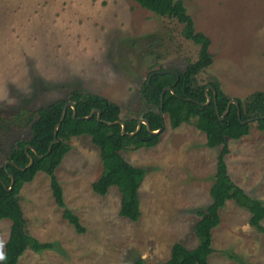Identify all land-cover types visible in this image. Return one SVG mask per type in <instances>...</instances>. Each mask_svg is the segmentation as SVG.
I'll return each mask as SVG.
<instances>
[{
  "label": "rangeland",
  "instance_id": "374dc122",
  "mask_svg": "<svg viewBox=\"0 0 264 264\" xmlns=\"http://www.w3.org/2000/svg\"><path fill=\"white\" fill-rule=\"evenodd\" d=\"M183 2L195 30L210 38L212 61L197 82L217 80L232 98L264 91V0ZM183 26L135 0H0V162L16 139L30 135L22 119L9 122L12 115L66 98L75 87L118 103L122 119L142 117L147 105L139 87L147 73L184 69L198 57L200 44L182 33ZM163 117L156 144L121 150L146 167L140 216L119 213L116 185L104 194L92 189L102 169L99 148L88 134L72 136L55 173L85 229L76 231L62 216L49 175L37 171L18 200L26 231L54 246L28 248L17 264H132L137 255L152 264L166 259L175 241L197 243V209L211 200L219 146L205 144L193 119L172 127ZM227 145L232 179L264 200V129L252 122L248 134L227 138ZM219 212L209 264H264V230L248 222L249 211L228 199ZM10 223L0 219V254Z\"/></svg>",
  "mask_w": 264,
  "mask_h": 264
},
{
  "label": "trees",
  "instance_id": "16d2710c",
  "mask_svg": "<svg viewBox=\"0 0 264 264\" xmlns=\"http://www.w3.org/2000/svg\"><path fill=\"white\" fill-rule=\"evenodd\" d=\"M135 1L159 15L175 17L181 21L184 24L182 33L200 44L198 57L189 61L184 69H176V72H162L165 68L153 69L141 82L139 90L147 105L142 117L149 120L151 129L160 128L157 132L150 131L146 124L141 122L140 128L133 135L121 133L120 123L106 122L121 118L119 104L104 95L83 91L78 87L73 88L66 98H57L40 105L35 110L21 109L20 112L12 115L9 122L15 123L22 119L24 124L29 126L30 135L28 138L16 139L0 162V219L7 217L11 220L0 264H17L20 255L28 248L40 251L54 246L52 241L40 240L26 231V219L18 200L22 185L30 181L39 170L49 175V185L56 203L62 207V216L74 226L76 231H84L85 227L79 216L66 205L62 186L55 173V168L70 148L68 140L72 136L88 134L91 141L99 148L102 169L98 177L91 182L92 189L104 194L110 185H116L120 191L119 213L136 220L141 214L138 189L146 167L128 161L121 150L156 144L164 125L162 111L167 114L172 127L193 119L194 125L205 134V144L209 147L219 146V151L216 155L214 180L210 185L211 200L204 208L197 209L199 218L194 224L197 243L189 247L180 241H175L169 256L152 264H209L208 256L213 250L211 230L220 222L219 210L228 199L246 208L249 211L248 222L258 230H264L262 224L264 200L251 195L232 179L225 158L229 150L227 138H239L248 134L252 122L259 129H264V91L256 90L243 99L235 97L238 103L231 102L229 110L220 119L215 112V103L222 113L231 97L221 89L217 80H210L209 83H198L196 80V74L212 61L209 36L200 30H195L193 18L187 12L183 0ZM152 71L154 72L151 74ZM208 84L214 86L215 96L213 88L208 87L211 100L209 103L201 104V101L206 100L205 87ZM166 85L174 88V92L170 88L164 91L161 107L160 93ZM66 101L74 102L76 117L72 115L73 108L68 105L57 130V140L47 153L48 145L54 137V126ZM94 107L100 109L101 119L96 118V112L90 117H82ZM123 120L127 131L136 128L137 117H127ZM26 144L34 146L42 156L36 155L30 145L27 146L26 151ZM27 152L33 155V163L29 166H25L29 160ZM5 160H7L6 165H4ZM23 166L25 168H21ZM11 175L14 181L11 188H8ZM132 264L148 263L141 255H137Z\"/></svg>",
  "mask_w": 264,
  "mask_h": 264
},
{
  "label": "water",
  "instance_id": "95a60500",
  "mask_svg": "<svg viewBox=\"0 0 264 264\" xmlns=\"http://www.w3.org/2000/svg\"><path fill=\"white\" fill-rule=\"evenodd\" d=\"M164 71H174V72H176V71L173 70V69H163L162 72H164ZM153 72H154V71H152L151 74H152ZM208 87L213 88L214 96H215L216 91H215V89H214V86H213L212 84L207 85V86L205 87L206 100H205V101H201V104L209 103L210 100H211V96L209 95V93H208V91H207V88H208ZM168 88H170V89L174 92V88H172L170 85H166V86L163 87V89H162V91H161V93H160V106H161V107H162V105H163V94H164V91H165L166 89H168ZM187 98H189V97H187ZM231 102H235L236 104L238 103V101H237L236 98H234V97L232 98V97H231V98L229 99V101H228V103H227V105H226V107H225V109L223 110L222 113L219 112L218 106H217L216 103H215V112H216V114L218 115V117H219L220 119H222V118L224 117L225 113L229 110V106H230V103H231ZM68 105H70V106L73 108L72 115H73L74 117H76V107H75L74 102L66 101V102L63 104V106H62L61 113H60V117H59L58 121L56 122V124H55V126H54V137H53V139L50 141V143H49V145H48V149H47V151H46L47 153L50 151L52 144L57 140V136H56V134H57V130H58V127H59V125H60V123H61V121H62L64 115H65L66 108H67ZM94 112H96V118H97V119H101V118H100V109L97 108V107L92 108L88 114H85V115H83L82 117H90V116H92V115L94 114ZM163 115H164V113H163V111H162V112H161V116H163ZM238 116L240 117L239 109H238ZM251 119H252V118H251ZM106 122L109 123V124H112V123H115V122L120 123V124H121V133H123V134H124V133H128V134H130V135H133V134H134V133L140 128V126H141V122H144V123L146 124L147 129H149V130L152 131V132H157V131H159V129H160V128H157V129H151V128H150V124H149V120H148L146 117H140V118H138L136 128H135L134 130H131V131H127V130H126V123H125V121H124L123 119H121V118H119V119H115V120H107ZM29 145H30L31 148L34 150V153H35L36 155H38V156H42V154H39L38 151L36 150V148H35L34 146H32L31 144H26V146H25L26 151H27V146H29ZM27 154H28L29 160H28V162H27V164H26L25 166H29V165H31V164L33 163V155H32L30 152H27ZM6 163H7V160L4 162V165H6ZM14 163H15V162H14ZM15 165L18 166V167H20L17 163H15ZM25 166H23V167H21V168H25ZM13 181H14V177L11 175V183H10V185L8 186V188H11Z\"/></svg>",
  "mask_w": 264,
  "mask_h": 264
},
{
  "label": "clouds",
  "instance_id": "9594fccd",
  "mask_svg": "<svg viewBox=\"0 0 264 264\" xmlns=\"http://www.w3.org/2000/svg\"><path fill=\"white\" fill-rule=\"evenodd\" d=\"M0 259H3V255L2 254H0Z\"/></svg>",
  "mask_w": 264,
  "mask_h": 264
}]
</instances>
